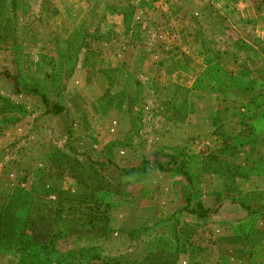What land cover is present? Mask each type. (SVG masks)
Returning a JSON list of instances; mask_svg holds the SVG:
<instances>
[{"label":"crops","instance_id":"0c3cea01","mask_svg":"<svg viewBox=\"0 0 264 264\" xmlns=\"http://www.w3.org/2000/svg\"><path fill=\"white\" fill-rule=\"evenodd\" d=\"M122 1L112 10L118 28L143 39L98 42L95 49L80 47L95 0L44 1L40 11L50 19L54 40L21 57L26 53L28 76L65 84L55 103L47 107L27 92L26 105L8 101L21 93L7 95L0 86V264H12L28 227L43 235L95 236L99 222L91 211L105 207L135 211L127 231L174 221L154 212L182 211L170 241L158 233L136 241L129 254L134 264H264V210L248 216L230 199L218 204L192 196V206L200 202L216 213L203 223L183 212L185 192L264 193V58L238 53L221 34L224 27L239 31L252 49L264 48V0ZM11 19L10 0H0V52L7 58L12 42L3 38L11 33ZM160 31L166 35L161 43L148 39ZM21 57L18 70L26 75ZM5 59L0 65L13 74V56ZM54 104L64 111L50 112ZM158 151L182 154L196 191L183 177L157 171L118 186L91 163L137 166ZM154 174L181 179L182 191L174 182L144 188ZM250 205L263 208L264 199ZM56 211H66L64 218Z\"/></svg>","mask_w":264,"mask_h":264},{"label":"trees","instance_id":"16d2710c","mask_svg":"<svg viewBox=\"0 0 264 264\" xmlns=\"http://www.w3.org/2000/svg\"><path fill=\"white\" fill-rule=\"evenodd\" d=\"M32 6L33 3L28 0H10L14 31L11 52L13 55V64L16 68H18V62L22 52H24V49H22V42L18 41V36L16 34L18 12H22L26 17H29ZM23 30L27 29L23 26ZM221 34L238 53L246 55L251 52L254 55L256 54L264 58L263 47L252 49L240 39L233 30L224 27ZM25 35L27 37V31L23 33V36ZM96 35L97 34L91 35V37ZM87 38L88 33L87 31H84L80 47L87 48L85 43ZM0 76L13 82L16 93L26 94L27 92L28 94L38 95L41 97L43 104L47 107L49 106V102L46 99L45 94H54L59 97L65 89L64 83L50 80L48 75L38 78L36 76L24 75L18 71L15 76L4 67V70H0ZM53 86L55 88H52ZM49 111L54 114H60L64 109L59 104H54ZM219 136L222 137L224 142L229 140L222 133H220ZM91 163L98 168V171L103 178L118 186H128L140 182L142 179L145 180L150 173L157 171L160 173H173V175L183 177L188 184V189L196 191L192 176L189 173L188 164L181 153L169 154L164 151H158L152 154L151 160H144L137 166H121L109 159H105L104 161H91ZM192 195L190 193L185 195L186 207L183 211L190 215L194 220L205 223L210 219L211 214H215L216 211L204 208L200 202H196L192 206ZM224 199H230L233 204L238 205L246 211L248 216L255 214L259 210H264V206L260 209L255 208V210L250 208V203L252 202L261 204L264 199V193H238L235 195L219 194L215 196V200L218 204ZM190 207L191 209H189ZM65 212L66 211H56V217L64 218ZM65 216L68 218L67 215ZM150 230V227H138L129 231L121 232L125 235L127 240L137 241L140 240L141 237L150 236L152 234ZM69 236L70 235L63 230L51 231L47 235H43L39 232L37 234L32 231L31 227H28L27 231L23 234L19 248L15 252L16 254L13 258L12 264H106L103 261L104 251L102 246L73 245L68 243L71 239ZM173 236L176 237V235L171 234V237ZM42 238L43 240H41Z\"/></svg>","mask_w":264,"mask_h":264},{"label":"rangeland","instance_id":"374dc122","mask_svg":"<svg viewBox=\"0 0 264 264\" xmlns=\"http://www.w3.org/2000/svg\"><path fill=\"white\" fill-rule=\"evenodd\" d=\"M28 1H31L33 3V6L30 10L31 14L29 17L28 16L26 17V15L22 14V12H18L17 33L16 34L18 36V41L22 42V49H24L25 51H28L29 53L35 55V54H38L37 49H39L40 46H43L45 44L48 45L49 43H52V41L54 40V38H53L54 36L52 35L53 31L50 30V26L48 23L50 19L43 18L41 11H40V9L45 8L44 7V1L45 0H28ZM120 1H122V0H95V2L93 4L94 6L91 10V15L89 16V19H88V25L85 27V29L88 33V38L85 40L86 41L85 43L88 46H91V48L95 49V47H98V46H96V44H98V42L99 43H102V42L108 43V42H114V41H119V42L120 41H122V42L130 41L131 43L132 42L135 43L137 41L140 43V40L143 39L142 35L138 32H134V33L130 34L131 37L125 36L122 29L120 30L118 28L119 25L121 24L120 19L118 17V14H114L112 12V10L115 12V11H118L119 8L123 7L122 5H124V3L122 4L123 1L122 2H120ZM162 12H163V10H162ZM206 18H208V17L203 16V19H206ZM133 20L132 19H130L129 21L127 20V22H129V25H130V23H133ZM151 20L152 19L148 20V18H147L145 21H151ZM161 22L162 21L160 20V22L158 24V28H161ZM209 23H211V22H209ZM144 25L145 26L147 25L146 22H144ZM23 26L27 30H23ZM12 28L13 27H12V19H11V33L9 32V34L7 36H5V38H3L4 43H6L7 41L12 42V38H13V33H12L13 29ZM95 29H97V30H95ZM26 31H27V37H26V35L23 36V33H25ZM95 31H96V33H95ZM117 31H120V33H117ZM162 31H166V30L163 29ZM162 31H160V32L162 33ZM233 31L235 32V30H233ZM161 33L160 34H159V32H156V33L152 32V34L148 33V39H150V37H151V39L154 40L156 43H161V40L166 37L165 34H163V33L161 34ZM94 34H97V35L94 37H91V35H94ZM126 34H128V33H126ZM235 34L237 36H239V35H241V32L237 31V32H235ZM138 36H140V37H138ZM111 45H113V44H111ZM0 47L3 48L2 46H0ZM112 47L113 46H109V48H112ZM3 53L4 52H0V62L3 61L2 58H4V57L6 58L4 60L5 63H6V61L9 62L10 57H12L13 55H10L7 58ZM33 57H36V56H33ZM21 58L22 59L20 61V63H21L20 67H22L23 72L26 74V53ZM11 65H12V69L10 68V70L13 73V75L16 76V74L19 70H18V68L15 67V65L13 63L10 64V66ZM0 70H4V67L1 66ZM0 78H1V82H0L1 89H3L7 95L14 94L16 91L14 90L13 82L9 79H6L5 77H3V78L0 77ZM52 88H55V87L53 86ZM22 95L23 94H21V96H19V97L15 96L14 98L6 99V100L10 101L12 99H15L12 101L13 102L17 101L20 104L22 103V105H26V97H25L26 94L23 95L24 97ZM45 95H46V98H48L47 100L49 101V103H55V101L57 100V99L53 98V97H56L54 94H45ZM169 182H171V183L174 182L177 189L182 191V180L181 179L179 180L178 178H173V177L170 178L168 176L161 177V175L156 176V174L152 175L147 180V182H145L143 185H144V188L153 187V186L158 187V185L164 186V188H165V187H167V185H169ZM137 187H141V186H137ZM137 187L133 188L134 194L139 192V190H137ZM130 191L132 192L131 189H130ZM186 194H187V192H185L184 196ZM198 195L199 194L197 193V194H194L192 196L195 198L199 197L202 199H206L209 202H211L215 199V196H211V195L210 196L201 195V194L199 196ZM164 196H168V199L171 198L170 194L164 195ZM160 197H162V196H160ZM145 198H144V200H145ZM181 199H182V193H181ZM132 200H133V197H131L128 201H132ZM144 203H146V201H144L142 205H144ZM180 203H181V201H180ZM182 206H185V204H183V201H182ZM92 212H93V215H95V221L99 222V224H96L99 228L97 230L99 234L97 233L95 236H92V237H82L81 235H80L81 237L69 236V237H71V239L68 241V243L73 244V245H77V246L78 245H80V246H82V245H86V246L100 245V246H102L103 251H104V253H103L104 260L103 261L106 264H134V263H132V260H129V259H131L129 254L131 253V250L137 249L136 245H138L139 243H137L136 241L133 242V241L127 240V238L125 237V235L121 231H127L130 227V224H132L134 221H136L137 214H133L135 211H132L131 213H129L127 210H124V209H109L107 212V209L105 207L104 210L103 209H96L95 211H91V213ZM83 213H86V211L84 210ZM154 214H156V215L159 214L161 216H165V218L169 217L171 220H174V221H155L153 225L151 223L150 224L151 226L150 225L145 226V227L151 228L150 232L153 235H156L157 233L167 235L169 237V239H168L169 241L171 238V234L177 236L178 230L182 224V211L181 210L177 211L176 215H175V213L173 215H171L170 213H168V215H163L162 212L161 213L154 212ZM108 221L110 224H108ZM104 228H105L106 232L104 234H100L101 231L104 232ZM31 229L34 233L38 234L37 227L34 228L32 226ZM105 234L109 235V237H110L109 240L106 241V243L103 242V240H101V238ZM41 240H43V238ZM102 242L104 244H102ZM159 242H160V246L165 244L164 241H159ZM167 247H168V244H167ZM159 253L163 254L164 252H162L159 249ZM128 256H129V258H128ZM165 258H166V255L163 254L162 259H165ZM132 259H135V258H132ZM169 261H170V257H169ZM166 262H168L167 259H166ZM176 264H178V263H176ZM179 264H182V263L179 262Z\"/></svg>","mask_w":264,"mask_h":264}]
</instances>
